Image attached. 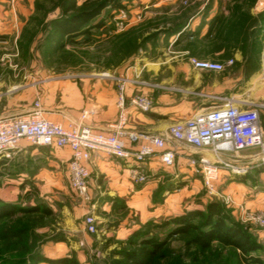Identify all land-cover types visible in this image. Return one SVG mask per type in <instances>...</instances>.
<instances>
[{"label":"rangeland","instance_id":"1","mask_svg":"<svg viewBox=\"0 0 264 264\" xmlns=\"http://www.w3.org/2000/svg\"><path fill=\"white\" fill-rule=\"evenodd\" d=\"M184 2H187V41H183L182 33L178 39L165 33L167 23L173 24L178 17L176 13L185 14L181 10L182 3L175 6L176 10L173 8L175 13L167 14L162 10L164 14L159 17L153 14L152 18L144 19L142 25L137 20L142 21L143 16L133 11L135 1L124 0L125 8L113 17H109L107 11L103 13V29L50 54L44 38L49 21L59 10L53 9L49 0H0V93L2 96L11 90L20 93L38 84H50L55 78L80 81L88 76L110 78L112 75L116 81L122 75L121 69L140 65L142 60L151 65L158 59V52L162 59L187 52V56L177 58L187 63L197 57L234 59L231 66L220 72L241 75V87L247 84L251 74L247 72L249 65L256 75L263 71L264 29L261 31L259 26L263 23L260 17L264 15V0ZM123 20L125 26L119 29L118 24ZM117 34L124 35L118 37ZM236 52H241L242 58H236ZM135 77L150 89L153 86L145 83L154 85L156 82L143 75ZM33 99L34 94L31 95ZM38 164V159L32 165L14 160L1 178L0 198L23 208L45 205L51 210V214L19 211L8 221L25 226L28 231L25 246L29 254L20 264H63L59 260L64 257H73L82 264H116L118 251L142 238L166 242L154 264H264V225L258 222V217L264 215V174H260L258 166L247 168L235 178L225 174L212 187L202 177L193 175L197 178L180 181L181 189L169 197V185L158 184L145 193L138 213L130 209L125 200L117 198L106 220L97 222L98 231L91 233L86 227L81 229L86 216L92 213L91 202H84L67 184L48 185L39 180L20 179L24 171L31 175L36 172ZM212 200L221 202L230 218L246 228L259 245L252 255L259 257L261 263L248 262L239 251L215 240L203 249L190 242V235L173 233L177 228L175 222L166 223L189 210H205ZM108 228H112L110 235ZM17 253L18 250L13 249L8 255L16 257ZM37 254L45 259L34 262Z\"/></svg>","mask_w":264,"mask_h":264},{"label":"crops","instance_id":"2","mask_svg":"<svg viewBox=\"0 0 264 264\" xmlns=\"http://www.w3.org/2000/svg\"><path fill=\"white\" fill-rule=\"evenodd\" d=\"M134 1L133 11L143 16L142 21L137 20V22H142V25H144V19L152 18L153 14L158 17L162 15V10H165L167 14L169 12L175 13V6H181L182 3L181 10L185 14L176 13L178 17H176L173 24L167 23L168 28L165 33H169L170 38L176 39L182 33L183 41H187V2H184L185 0ZM223 4L227 6L226 2ZM225 5L224 7H226ZM213 9H215V6L211 10ZM255 11L257 13L258 10ZM180 24H183L181 31L172 33L171 30ZM153 32H156V30ZM169 53L175 54L174 52ZM262 54L264 56V52ZM163 55H167V52H163ZM184 56H187V52H178L177 55L169 56L172 58L171 60H169L170 58L162 59V55L158 52V59L153 60L151 65L142 60L143 62L140 65L131 68L126 67L119 71L122 74L121 76L143 75L145 79L156 80V82H153L155 87L152 89L144 86V84L128 85V97L137 92H145L154 101L153 108L149 112H141L134 107H129L127 130L166 135L171 126L187 115L222 104L226 97L232 98L235 102L245 101L250 104H259L261 121L264 127V69L256 75L255 69H252L249 65L247 72L251 74L248 77L247 84L241 87V75L234 76L220 71L199 69L194 67L191 62L177 61L179 60L177 58L181 59ZM235 57L242 58V53L236 52ZM249 63H251V60H249ZM210 75L211 77H209ZM7 94L2 96V93H0V114L27 112L31 109L34 100L40 98L46 117L61 122L65 126L80 121L83 112L88 111L85 123L96 131L106 132L112 129L111 126L118 118L117 82L112 75L110 78L103 75L88 76L80 81L55 78V81L50 84H43V86L38 84L23 89V92L20 93H12L11 90ZM32 94H34L33 100H31ZM187 95H189V99H186ZM255 150H245L242 154L245 155ZM192 151L194 149L191 147L181 149L176 164L172 167L162 166L156 158L147 160L144 163V168L149 173L150 180L144 184L135 183L131 178L130 169L134 165L132 160L115 157L103 151L92 152L87 163L90 171L89 189L92 195L90 208L93 207L92 213L95 215L97 222L106 220L105 217L109 215L117 198L125 200L126 205L130 209H135V213H138L145 193L153 190L152 188H155L158 184L165 183L169 185L168 197L174 194L178 188L181 189L182 182L180 181L196 177L193 176L195 174L187 166L186 156ZM200 153L211 158L214 157L211 150L202 149ZM70 156L69 148L36 146L22 141L18 148L7 155L0 156V161H4L7 167L14 160L32 165L33 161L38 159L39 164L36 172L31 175L28 171H24L21 173L20 179L39 180L41 183L48 185L60 186L67 184L70 188L68 172ZM260 174H264V171H261ZM229 175L230 178L231 176L236 177L235 174ZM166 178L168 181H165ZM169 181L173 183L170 184ZM232 182L235 181L232 180ZM80 209L84 211V208ZM71 227L72 224H70ZM73 227L76 229L74 225ZM85 227L81 229H85ZM111 233L112 228H108V234Z\"/></svg>","mask_w":264,"mask_h":264},{"label":"built area","instance_id":"3","mask_svg":"<svg viewBox=\"0 0 264 264\" xmlns=\"http://www.w3.org/2000/svg\"><path fill=\"white\" fill-rule=\"evenodd\" d=\"M124 22L120 21L119 29L124 28ZM190 62L199 69L223 71L234 63V59L219 61L191 58ZM116 82L119 111L111 130L96 131L85 123L88 111L83 112L80 121L65 126L47 118L41 99L37 98L27 112L0 114V156L18 148L22 141L36 146L69 148L70 188L88 203L92 201V195L87 163L94 151L132 160L134 165L130 175L139 184L150 180L144 168L147 160L156 158L162 166L172 167L181 149L187 147L194 149L186 156L187 166L196 176L202 177L209 187L225 174L238 175L249 167L264 164V127L259 104L235 102L226 97L222 104L187 115L171 126L166 135H157L126 129L129 107L149 112L153 108V99L145 92L128 97V85L143 84L135 76H119ZM145 84L155 87V84ZM206 148L211 149L215 159L200 153ZM251 149L256 150L242 154ZM258 222L264 225V215L258 217ZM85 226L91 233L98 231L93 213L86 216Z\"/></svg>","mask_w":264,"mask_h":264},{"label":"trees","instance_id":"4","mask_svg":"<svg viewBox=\"0 0 264 264\" xmlns=\"http://www.w3.org/2000/svg\"><path fill=\"white\" fill-rule=\"evenodd\" d=\"M53 9H58L59 14L52 18L47 26L44 38L45 46L50 54L65 49L68 45L78 43L85 37H90L95 30L105 26L102 17L108 12L109 17L125 8L124 0H49ZM263 23L259 26L264 29V15H261ZM259 21V20H258ZM183 24L175 26L171 32L181 31ZM124 34H117L121 37ZM7 169L4 161H0L1 178ZM259 172L264 171V164L258 166ZM32 213L40 211L42 214H51L50 208L45 205L23 208L13 201L0 198V264H20L24 261L29 250L25 246L27 228L21 225H13L8 221L18 212ZM199 219V220H198ZM198 220V221H197ZM175 222V234L190 235L191 243H196L203 249H207L215 240L225 247H233L239 251L246 261L261 263V259L253 256L252 252L259 245L248 234L246 228L232 220L219 201H210L206 209H192L185 214L175 216L166 223ZM130 247H123L118 251L116 264H154L160 252L166 245L165 241L156 238H142L140 241L130 242ZM17 249L16 257L10 252ZM241 256V257H242ZM45 258L37 254L34 262L43 261ZM63 264H82L73 257L61 258Z\"/></svg>","mask_w":264,"mask_h":264}]
</instances>
